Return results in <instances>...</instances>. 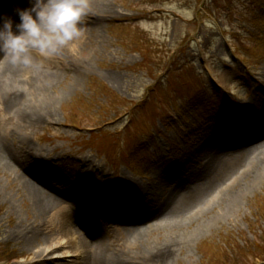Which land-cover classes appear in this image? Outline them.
I'll use <instances>...</instances> for the list:
<instances>
[{
    "label": "rangeland",
    "instance_id": "374dc122",
    "mask_svg": "<svg viewBox=\"0 0 264 264\" xmlns=\"http://www.w3.org/2000/svg\"><path fill=\"white\" fill-rule=\"evenodd\" d=\"M109 3L112 13L84 28V37L65 49L89 64L81 76L61 74L51 96L63 95L72 80L75 87L57 102L55 119L29 129L30 143L40 155L23 158L12 169L0 164V264L50 262L65 255L67 262L61 264H73L80 258L62 236L52 244L68 251L47 254L42 246L46 238L29 243L14 235L20 224L33 219L22 183L24 166L40 172L46 165L51 189L71 197L80 194L78 206L111 226L101 217L114 216L123 204L136 201L132 182L154 184L156 197H163L178 172L195 164L190 158L206 140L226 137L230 130L234 134L246 118L242 109L248 98L257 102V83L264 85V30L258 35L253 27L264 29V0ZM216 104L219 108L207 110ZM219 111L222 119L215 117ZM92 195L104 198L103 204L84 203ZM218 210L195 219L190 227L211 222L170 264H264V175L244 190L226 216L212 220ZM155 237L149 242L155 243ZM119 238L114 225L103 234L108 244Z\"/></svg>",
    "mask_w": 264,
    "mask_h": 264
},
{
    "label": "bare ground",
    "instance_id": "6f19581e",
    "mask_svg": "<svg viewBox=\"0 0 264 264\" xmlns=\"http://www.w3.org/2000/svg\"><path fill=\"white\" fill-rule=\"evenodd\" d=\"M90 4L92 11L84 18V28L91 24L97 25L103 14H111L113 10L109 0H90ZM17 6L26 7V0H0V15H12ZM88 64L87 59L81 61L70 50H64L61 55L50 59L37 56L34 66L29 68L14 67L0 60L2 166L12 169L15 168L14 164L21 166L23 158L33 160L40 155L30 143L29 129L47 122V119H55L57 102L65 99L75 87V80H72L63 95L58 93L56 97L51 96L61 74L66 71L81 76ZM263 87V83H260V90L255 89L258 102L252 97L248 98L242 109L246 118L234 127L235 133L231 134L233 130H230L223 133L226 137L217 135L207 139L200 147L199 154L190 158V162L195 164L188 170L178 172L179 177L166 185L163 197H156L154 184L139 185L132 182L136 201L122 205L120 211L110 219L120 233V241L108 244L103 239L108 229L94 222L79 227L76 220L64 223L62 220L73 209L67 203V198L51 189L46 170L30 171L25 166L27 174L21 175L22 183L24 191L29 193L33 219L20 224L14 235L18 240H28L29 243L38 239L43 241L41 237L46 238L47 244L42 243V246H47V254L68 251V247L76 248L75 252L79 253L80 258L73 264H170L175 253L199 237L211 222L209 220L190 227L195 219L206 217L215 207L219 210L212 220L226 216L244 190L264 175ZM83 170L86 169L83 167ZM156 179L159 181V177ZM241 183L244 186L240 188ZM234 189L238 191L233 192ZM125 207L128 208L123 211ZM154 235L156 242H149ZM60 236L67 239V248L52 244ZM116 245L120 247L119 250ZM43 258L44 255L38 259ZM40 262L61 264L58 260L36 261L32 264Z\"/></svg>",
    "mask_w": 264,
    "mask_h": 264
},
{
    "label": "clouds",
    "instance_id": "9594fccd",
    "mask_svg": "<svg viewBox=\"0 0 264 264\" xmlns=\"http://www.w3.org/2000/svg\"><path fill=\"white\" fill-rule=\"evenodd\" d=\"M13 14L0 15V60L29 68L35 57L50 59L81 40L90 0H26Z\"/></svg>",
    "mask_w": 264,
    "mask_h": 264
}]
</instances>
